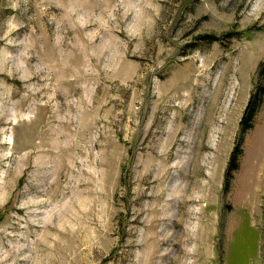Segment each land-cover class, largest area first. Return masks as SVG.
I'll use <instances>...</instances> for the list:
<instances>
[{
  "label": "rangeland",
  "instance_id": "374dc122",
  "mask_svg": "<svg viewBox=\"0 0 264 264\" xmlns=\"http://www.w3.org/2000/svg\"><path fill=\"white\" fill-rule=\"evenodd\" d=\"M0 264H264V0H0Z\"/></svg>",
  "mask_w": 264,
  "mask_h": 264
},
{
  "label": "trees",
  "instance_id": "16d2710c",
  "mask_svg": "<svg viewBox=\"0 0 264 264\" xmlns=\"http://www.w3.org/2000/svg\"><path fill=\"white\" fill-rule=\"evenodd\" d=\"M258 106L259 105H258V101H257V96L253 95L250 98V100H249V103H248L247 108L245 110V114H244V116L242 118V121H241V126H242L241 131H242V133L246 132V130L248 129V126L250 124V120H252V118L254 117ZM236 157H237V149L234 151V153L232 155L231 163L235 162Z\"/></svg>",
  "mask_w": 264,
  "mask_h": 264
}]
</instances>
